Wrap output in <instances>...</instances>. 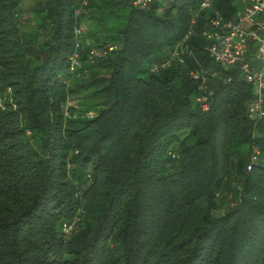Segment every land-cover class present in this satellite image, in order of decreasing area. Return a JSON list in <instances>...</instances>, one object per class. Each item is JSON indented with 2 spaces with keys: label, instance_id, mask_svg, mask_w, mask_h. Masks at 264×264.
Here are the masks:
<instances>
[{
  "label": "trees",
  "instance_id": "obj_1",
  "mask_svg": "<svg viewBox=\"0 0 264 264\" xmlns=\"http://www.w3.org/2000/svg\"><path fill=\"white\" fill-rule=\"evenodd\" d=\"M20 1L0 0V264H264V115L206 50L243 1ZM81 16L107 53L70 74Z\"/></svg>",
  "mask_w": 264,
  "mask_h": 264
},
{
  "label": "built area",
  "instance_id": "obj_2",
  "mask_svg": "<svg viewBox=\"0 0 264 264\" xmlns=\"http://www.w3.org/2000/svg\"><path fill=\"white\" fill-rule=\"evenodd\" d=\"M132 1L134 6L145 8L153 0ZM214 2L215 0H202L200 9L212 10ZM215 13V17L211 19L214 32L207 35L212 40L206 49L207 53L211 60L222 70L231 68L240 70L244 80L250 84L253 91V98L247 105V116L250 119L260 118L264 115V0H250L249 4L232 18H224L217 11ZM189 33L182 41L186 39ZM74 34V50L69 55L68 65L70 74L78 73L82 67L80 60L81 50L86 48L87 56L90 60L103 57L107 53L104 48L92 46L90 39L82 38L83 32L80 26L74 27ZM114 48V45L108 47L109 50ZM177 55V51L172 52L170 58L157 67L168 66ZM254 60L258 64H255ZM210 74L211 77H216L217 72L213 71ZM191 76L196 80L207 81V76L201 73L191 72ZM211 93L212 91L209 90L207 94L197 97L202 110L209 108L208 96ZM256 154L257 151L254 150L251 161L256 159ZM247 169H251V163L247 165ZM70 229V225H64L63 227L66 233Z\"/></svg>",
  "mask_w": 264,
  "mask_h": 264
},
{
  "label": "rangeland",
  "instance_id": "obj_3",
  "mask_svg": "<svg viewBox=\"0 0 264 264\" xmlns=\"http://www.w3.org/2000/svg\"><path fill=\"white\" fill-rule=\"evenodd\" d=\"M21 3H20V8L21 9H25V8H27L29 5H31V4H33L34 2H35V0H21L20 1ZM247 3V2H246ZM243 10V9H242ZM242 10H240V11H242ZM76 13H77V11H76ZM86 16V15H85ZM85 16H81L80 17V20L81 21H79V23L78 24H76V25H74V27L75 26H80L81 28H82V32H83V34H82V38L84 37V38H88L89 37V35L91 34V33H93V27H92V24H91V22H90V20H88ZM74 27H73V36H74V38H75V34H74ZM26 28V27H25ZM89 39V38H88ZM254 49H255V47L253 48V53H254ZM195 81V80H194ZM196 82H197V84H198V90H199V94L196 96V103L199 105V102L197 101V97L198 96H201V95H203V94H207L208 92H209V90L211 91V89H210V87L209 86H207V84H208V82L206 81V82H203V81H200V80H196ZM213 93V92H212ZM212 93L211 94H209V96H208V99H209V97L212 95ZM80 103H81V100H80V98H75V97H71L68 101H67V103H66V105L67 106H74V107H79L80 106ZM200 106V105H199ZM66 109H67V107L65 108V112H66ZM93 114H94V112L93 111H89L88 113H86V115L87 116H93ZM248 170V169H247ZM249 171V170H248ZM231 183H232V187H233V189H236L237 187H238V184H237V181L236 180H232L231 181ZM218 210V209H217ZM216 210V211H217ZM66 233V232H65Z\"/></svg>",
  "mask_w": 264,
  "mask_h": 264
},
{
  "label": "crops",
  "instance_id": "obj_4",
  "mask_svg": "<svg viewBox=\"0 0 264 264\" xmlns=\"http://www.w3.org/2000/svg\"><path fill=\"white\" fill-rule=\"evenodd\" d=\"M242 1H243V3H244V8H245V7L249 4V2H250V0H242ZM246 2H247V3H246ZM244 8H243V9H244ZM254 63H255V64H258V62L255 61V60H254Z\"/></svg>",
  "mask_w": 264,
  "mask_h": 264
}]
</instances>
